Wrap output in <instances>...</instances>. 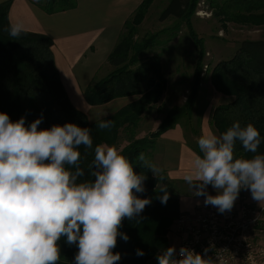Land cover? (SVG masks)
Wrapping results in <instances>:
<instances>
[{"label": "clouds", "instance_id": "9594fccd", "mask_svg": "<svg viewBox=\"0 0 264 264\" xmlns=\"http://www.w3.org/2000/svg\"><path fill=\"white\" fill-rule=\"evenodd\" d=\"M16 38L25 31L22 21L5 29ZM43 116L26 125L25 117L13 121L0 111V264H59L64 239L77 251L72 264H118L115 252L123 221L136 220L152 203L145 192L147 176L134 171L132 162L115 146H93L91 130L75 123L54 124L41 129ZM112 120H99L96 127L110 129ZM239 142L251 156L237 157ZM192 171L184 180L195 196L204 197L223 214L230 212L242 189L264 205V154H259L261 134L251 123L235 121L219 135L202 134L197 140ZM93 150L87 165L93 179H82L79 149ZM137 160L157 179L161 169L145 153ZM159 176V180H163ZM211 186L216 194H210ZM162 204L169 198L168 186L156 189ZM207 249H205V252ZM145 253L137 249L136 255ZM157 264H213L187 247H167L156 256Z\"/></svg>", "mask_w": 264, "mask_h": 264}, {"label": "trees", "instance_id": "16d2710c", "mask_svg": "<svg viewBox=\"0 0 264 264\" xmlns=\"http://www.w3.org/2000/svg\"><path fill=\"white\" fill-rule=\"evenodd\" d=\"M154 1L143 0L125 23L119 42L108 58V63L115 70L103 79H95L85 93L90 106L138 97L111 116L103 118L113 121L111 128L104 130L96 127L99 120L90 122L85 113L72 105L56 69L52 51L54 42L46 35L26 31L16 38L9 36L5 29L10 23V3L0 5V111L9 114L13 121L25 117L26 125L43 116L39 125L41 129L69 122L87 127L91 130L94 147L106 144L121 148L120 152L132 162L134 171L147 176L145 192L137 195L151 198L152 203L145 207L136 220L123 221L120 231L126 233L129 240L125 242L118 237L114 249L122 256L118 264H157L156 256L169 247V235L181 215L179 199L174 196L170 184H167L169 198L162 204L158 198L161 193L155 189L156 186L159 189L162 181L168 182V178L164 174L161 175L164 177L162 181L159 176L156 179L137 157L143 152L150 158L156 140L182 120L191 117L204 81V40L195 32L191 22L200 0H170L159 20L165 22L174 18L186 22L189 36L198 50V60L186 104L166 112L155 132L137 138L136 130L144 116L155 109L168 89L163 59L159 55L146 56L160 36L168 31L149 35L140 41L135 39ZM77 4L78 0L37 2V6L50 15L73 10ZM221 8L230 16V21L252 28L264 26V0H226ZM178 28L176 26L175 30ZM210 80L216 92L231 98L229 104L219 106L212 112L210 123L216 133L219 135L224 132L235 121H239L241 126L251 123L261 134L258 153L264 154V40L243 42L233 58L222 60L212 67ZM194 148L199 154L197 144ZM79 151L83 157L81 166L85 169L82 179H93L87 168L94 158L93 150L81 146ZM235 155L247 157L252 154L245 153L237 142ZM59 244V264H72L77 248L69 246L64 239ZM137 249L145 254L137 256Z\"/></svg>", "mask_w": 264, "mask_h": 264}, {"label": "crops", "instance_id": "0c3cea01", "mask_svg": "<svg viewBox=\"0 0 264 264\" xmlns=\"http://www.w3.org/2000/svg\"><path fill=\"white\" fill-rule=\"evenodd\" d=\"M8 2L9 22L22 21L26 32L46 35L54 42L52 51L64 89L72 105L85 113L90 122L111 116L135 100L134 97L122 98L102 106H90L85 93L95 79L105 78L109 74L108 58L119 42L125 23L134 15L143 0H78L75 9L51 15L37 6L38 0H0V5ZM256 33L257 37L252 41L264 40V29L258 28ZM177 66L174 70L175 78L180 79L179 64ZM170 73L171 71H168V77ZM206 80L205 83L211 84L210 74ZM210 86L212 102L205 103L201 115L195 114L196 119L201 116L197 124L199 128L193 127L192 117L182 120L156 140L149 158V161L161 169L158 176L165 174L168 178L174 196L179 199L181 214L194 213L198 207L204 206V197L195 196L184 177L192 171L194 155L198 154L194 148L198 138L209 131L217 134L210 123L213 110L231 101L230 97L218 94L212 84ZM168 89L163 102L171 106H166V112L173 107H180L177 87ZM202 94H205L203 89ZM200 100L198 99V102ZM199 108L197 103L193 112L199 111ZM107 109L112 111L107 113ZM164 110V105L160 104L159 108L150 112L154 126L161 124L166 114H162ZM207 191L212 195L216 194L210 185ZM241 198H245L252 205L264 206L252 199L249 190L242 189L233 209ZM258 241L264 247V227L259 233Z\"/></svg>", "mask_w": 264, "mask_h": 264}, {"label": "rangeland", "instance_id": "374dc122", "mask_svg": "<svg viewBox=\"0 0 264 264\" xmlns=\"http://www.w3.org/2000/svg\"><path fill=\"white\" fill-rule=\"evenodd\" d=\"M224 1L226 0H200L196 13L191 18L192 26L195 32L204 40V49L206 54L204 58V80L209 77L212 67L222 60L227 61L233 58L243 42L251 41L256 38V30L258 28L264 29V26L252 28L230 21V16L226 15L225 13L227 12L221 8ZM169 2L170 0L154 1L146 14V18L141 26H139L135 39L140 41L149 35H153L161 31H168L160 36L159 40L156 42L157 44L146 53V56H161L163 59V69L168 81V88H171L172 86L177 87L180 96V107H182L188 100L189 88L193 80L194 70L198 60V50L189 36L188 27L185 21L176 20L174 18H170L165 22H161L159 20L160 15L165 10ZM176 26H179V28L175 30ZM172 29L174 30V34H172ZM176 63L179 64L180 79L175 78L176 73L174 70H176V67L178 68ZM114 70L115 67L110 65L109 74ZM208 70L209 72L207 74ZM168 71H171L169 77L167 76ZM210 85L211 84H209V82L205 83V81L201 84V91L198 99H202L200 102L197 101L200 108L199 111H194L191 115V123L194 125L193 127L195 129L199 128L197 124L201 117L200 116L196 119L195 114H197V116L201 115L202 111L205 109V103L208 101L212 102L213 100V94L210 92ZM202 89L205 91V94H202ZM170 93L171 90L169 91L168 96ZM165 97L166 95L164 94L160 103L155 106V109H157L160 107V104L164 105L165 110L162 114L166 112V109H168L169 106H171V104L169 105L165 101L163 102V100L166 99ZM134 99L136 100L138 97H134ZM167 105L168 107L166 108ZM111 111V109L106 110L107 113ZM152 118L153 116L151 113H147V115L144 116L143 122L140 123L138 129L136 130L137 138L147 137L158 129L159 126L156 127L152 124ZM123 137L125 138V136ZM123 144L124 143H122V145ZM117 149L121 151V148L117 147ZM161 184L167 185L170 184V182L165 183L162 181L160 185ZM262 227H264V222L260 228L262 229ZM177 243L178 239L175 232H173L172 227L169 235V247L175 246L176 248Z\"/></svg>", "mask_w": 264, "mask_h": 264}, {"label": "built area", "instance_id": "2783aa9c", "mask_svg": "<svg viewBox=\"0 0 264 264\" xmlns=\"http://www.w3.org/2000/svg\"><path fill=\"white\" fill-rule=\"evenodd\" d=\"M263 222L264 206L252 205L245 198L223 214L215 207L200 206L175 221L176 249H193L213 264H264V247L258 241Z\"/></svg>", "mask_w": 264, "mask_h": 264}]
</instances>
